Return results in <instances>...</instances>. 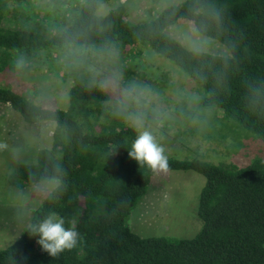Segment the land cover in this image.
Returning a JSON list of instances; mask_svg holds the SVG:
<instances>
[{
    "label": "trees",
    "instance_id": "obj_1",
    "mask_svg": "<svg viewBox=\"0 0 264 264\" xmlns=\"http://www.w3.org/2000/svg\"><path fill=\"white\" fill-rule=\"evenodd\" d=\"M13 1L0 0V105L28 124L54 126L50 147L38 149L32 163H18L6 181L16 189L46 179L57 185L19 237L0 249V264H264L260 157L237 166L167 156L169 170H193L205 178L197 207L201 229L190 238L142 237L130 229L127 219L154 172L128 156L139 134L127 121L133 109L113 98L91 67L94 52L150 48L200 88L195 86L203 93L201 105L220 108L227 120L264 139V0H184L144 21L129 20L123 4L98 14L109 0H84L65 13V27L54 34L6 26L10 16L25 17L22 3ZM180 22L219 41L228 53L185 47L165 31ZM17 56L44 59L70 82L65 108L36 103L7 80L18 70L12 62ZM179 111L184 108L173 112ZM50 214L79 233L77 245L57 257L42 251L30 233Z\"/></svg>",
    "mask_w": 264,
    "mask_h": 264
},
{
    "label": "rangeland",
    "instance_id": "obj_2",
    "mask_svg": "<svg viewBox=\"0 0 264 264\" xmlns=\"http://www.w3.org/2000/svg\"><path fill=\"white\" fill-rule=\"evenodd\" d=\"M82 1H13L17 7L25 9V17L10 16L4 24L54 34L65 27V13L71 15ZM182 1L109 0L97 13L105 14L117 4H123L129 20L144 21L153 19L165 6ZM165 31L189 49L196 41L203 51L228 53L223 44L201 35L191 23H175ZM12 62L18 70L7 80L12 81L16 89L46 107L67 106L70 82L51 71L46 60L17 56ZM91 67L99 84L113 98L133 109L128 123L134 126V121L140 120L143 127H134L138 131H150L166 156L197 157L215 164L237 166H244L257 157L264 159V139L227 120L220 108L201 105L199 100L203 93L197 91V85L150 48L94 52ZM181 108L184 111L173 112ZM53 126L51 121L28 124L9 105H0V144L7 146L0 149V249L19 237L29 225L33 210L57 185V180L46 179L16 189L6 181L18 163H32L38 149L50 147ZM204 183V176L193 170L154 173L146 194L130 212L128 226L142 237H193L202 227L197 207Z\"/></svg>",
    "mask_w": 264,
    "mask_h": 264
},
{
    "label": "clouds",
    "instance_id": "obj_3",
    "mask_svg": "<svg viewBox=\"0 0 264 264\" xmlns=\"http://www.w3.org/2000/svg\"><path fill=\"white\" fill-rule=\"evenodd\" d=\"M192 49L198 53L202 47L198 42L193 41ZM134 126L138 129L143 127L140 120L134 121ZM6 147L0 144V149ZM128 156L141 167L147 166L154 173H167L170 168L164 149L148 130L139 131L131 144ZM30 233L38 236L37 244L51 257H57L65 250L73 249L79 239V233L75 228L65 227L64 219L55 214H50L39 223L30 226Z\"/></svg>",
    "mask_w": 264,
    "mask_h": 264
}]
</instances>
